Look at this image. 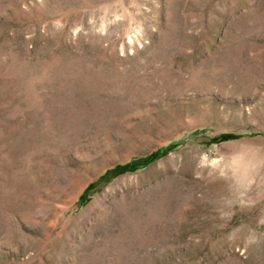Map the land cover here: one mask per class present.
<instances>
[{
	"label": "rangeland",
	"instance_id": "374dc122",
	"mask_svg": "<svg viewBox=\"0 0 264 264\" xmlns=\"http://www.w3.org/2000/svg\"><path fill=\"white\" fill-rule=\"evenodd\" d=\"M0 264H264V0H0Z\"/></svg>",
	"mask_w": 264,
	"mask_h": 264
}]
</instances>
